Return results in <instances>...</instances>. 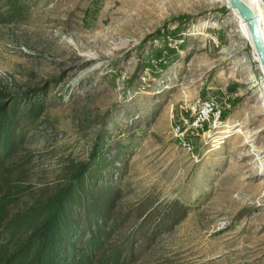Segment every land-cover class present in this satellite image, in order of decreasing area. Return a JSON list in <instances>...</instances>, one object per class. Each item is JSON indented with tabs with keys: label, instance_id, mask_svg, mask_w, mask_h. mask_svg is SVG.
I'll list each match as a JSON object with an SVG mask.
<instances>
[{
	"label": "rangeland",
	"instance_id": "374dc122",
	"mask_svg": "<svg viewBox=\"0 0 264 264\" xmlns=\"http://www.w3.org/2000/svg\"><path fill=\"white\" fill-rule=\"evenodd\" d=\"M241 1L264 43V0ZM19 2L23 21L0 19V107L44 104L14 158L25 157L28 182L102 165L117 213L131 209L105 241L110 250L140 223L138 208H188L178 225L164 221L168 233L155 217L153 244L136 264H264V71L229 1ZM210 97L220 118L185 151L171 111L188 115ZM88 243L65 264H93Z\"/></svg>",
	"mask_w": 264,
	"mask_h": 264
},
{
	"label": "trees",
	"instance_id": "16d2710c",
	"mask_svg": "<svg viewBox=\"0 0 264 264\" xmlns=\"http://www.w3.org/2000/svg\"><path fill=\"white\" fill-rule=\"evenodd\" d=\"M5 4L0 19L23 21L19 0H6ZM43 107V103L0 107V264H65L75 255L84 256L87 250L81 246L86 240L90 249L94 247L93 264H136L153 244L157 228L153 226L159 224L152 223L155 217L163 221L160 231L168 233L172 223L178 225L186 218L188 208L178 203L158 211L154 205L138 208L135 218L140 223L134 231L120 236L107 249L118 223L131 218V209L125 215L117 213L119 192L110 181H103L102 165L71 166L63 178L36 186L28 182V172L21 167L25 157L14 160L27 132L40 122ZM167 219L172 223L167 225Z\"/></svg>",
	"mask_w": 264,
	"mask_h": 264
},
{
	"label": "built area",
	"instance_id": "2783aa9c",
	"mask_svg": "<svg viewBox=\"0 0 264 264\" xmlns=\"http://www.w3.org/2000/svg\"><path fill=\"white\" fill-rule=\"evenodd\" d=\"M187 114L177 116L171 111V128L180 147L185 151L192 152L194 149L192 136L198 135L212 120L213 122L218 120L221 111L216 99L210 97L198 102L190 108V112Z\"/></svg>",
	"mask_w": 264,
	"mask_h": 264
},
{
	"label": "water",
	"instance_id": "95a60500",
	"mask_svg": "<svg viewBox=\"0 0 264 264\" xmlns=\"http://www.w3.org/2000/svg\"><path fill=\"white\" fill-rule=\"evenodd\" d=\"M232 9L236 10L248 24L249 34L255 48V52L264 69V44L261 38L260 28L257 25L252 11L240 0H228Z\"/></svg>",
	"mask_w": 264,
	"mask_h": 264
},
{
	"label": "bare ground",
	"instance_id": "6f19581e",
	"mask_svg": "<svg viewBox=\"0 0 264 264\" xmlns=\"http://www.w3.org/2000/svg\"><path fill=\"white\" fill-rule=\"evenodd\" d=\"M241 1V0H240ZM242 2V1H241ZM243 4H245L251 11H252V8L247 4V3H245V2H242ZM234 10V9H233ZM252 13H253V11H252ZM253 15H254V13H253ZM241 16V15H240ZM242 17V16H241ZM254 17H255V15H254ZM243 18V17H242ZM243 20H244V22H245V25H246V28H247V30H248V34H249V29H248V24H247V22H246V20L243 18ZM255 20H256V18H255ZM256 22H257V20H256ZM258 25V24H257ZM258 27H259V25H258ZM260 28V27H259ZM260 32H261V30H260ZM249 37H250V34H249ZM261 38H262V34H261ZM250 39H251V37H250ZM252 41V40H251ZM253 44V43H252ZM264 44V43H263ZM253 48H254V45H253ZM255 49V48H254ZM258 58V57H257ZM258 61H259V58H258ZM259 63H260V61H259ZM261 64V63H260ZM261 67H262V69H263V66L261 65ZM263 71H264V69H263Z\"/></svg>",
	"mask_w": 264,
	"mask_h": 264
}]
</instances>
